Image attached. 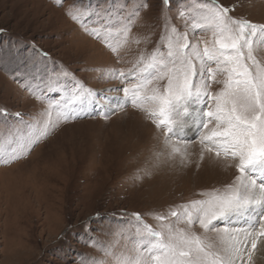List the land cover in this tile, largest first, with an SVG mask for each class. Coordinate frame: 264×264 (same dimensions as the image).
Here are the masks:
<instances>
[{
  "label": "rangeland",
  "instance_id": "obj_1",
  "mask_svg": "<svg viewBox=\"0 0 264 264\" xmlns=\"http://www.w3.org/2000/svg\"><path fill=\"white\" fill-rule=\"evenodd\" d=\"M202 2L170 0L166 7L163 0H61V6L57 0H0V144L15 147L38 135L49 119L44 115L49 100L67 105L68 115L79 113L61 120L23 158L0 163V264H116L114 256L138 255L147 237L137 232L138 224L166 234L176 220L170 210L234 183L238 161L206 152L198 125L192 136L181 137L190 143L175 138L166 143L168 133L145 110L151 106L130 102L140 83L131 73L141 66V57L157 49L167 52L173 28L187 33L190 43L200 42L201 50L204 40L213 39L210 31L192 28ZM218 3L235 6L234 18L264 25V0ZM85 9L82 26L71 13ZM129 20L123 42L121 29ZM93 31L98 35L89 34ZM118 43L113 53L108 44ZM255 56L264 66V48ZM112 69L126 79H110ZM223 79L208 80L210 94L222 88ZM124 88L130 90L127 97ZM166 88L167 78L156 79L140 94ZM206 103L189 111L192 106L207 111ZM57 117L51 110V120ZM173 147L186 153L183 162L180 154L170 156ZM217 224L236 227L229 221ZM192 231L217 241L216 232L199 225ZM252 264L264 263L253 256Z\"/></svg>",
  "mask_w": 264,
  "mask_h": 264
},
{
  "label": "snow or ice",
  "instance_id": "obj_2",
  "mask_svg": "<svg viewBox=\"0 0 264 264\" xmlns=\"http://www.w3.org/2000/svg\"><path fill=\"white\" fill-rule=\"evenodd\" d=\"M61 4V0H57ZM170 5V0H163ZM196 13L198 21L192 24L212 33L211 41L190 43L187 33L175 28L168 37L167 52L157 49L149 57H141L131 75L140 83L132 92L131 104L134 107L150 105L148 111L153 123L166 130V143L175 138L180 143H190L181 139V132L188 123L191 105L210 100L209 109L197 115L201 135L198 137L202 148L214 153L217 158L235 160L239 175L232 185L224 191L213 190L201 193L206 199L193 200L180 206V210H170L175 217L167 232L154 231L149 225H137V232H146L147 237L140 241L136 249L138 255L113 257L116 264H252L260 238L264 237V66L255 56L258 48H264V25H257L244 18H234L230 13L235 6H225L218 0H205L198 3ZM88 10L71 13L72 19L83 23L82 17ZM139 13L134 11L132 16ZM185 15L184 11L180 16ZM131 21L121 29L124 41L127 40ZM90 35H98L90 32ZM138 42V41H137ZM113 53H118L117 45L108 44ZM213 65L215 67L213 68ZM64 75H67L65 73ZM107 75L110 79H126L125 73L112 69ZM217 75L224 76L222 88L213 94L208 91V80ZM167 78V88L157 94L153 90L150 96H141L140 90L153 80ZM88 97H95L91 90H84ZM129 88L123 92L127 97ZM39 98V97H38ZM79 94L72 99L75 103ZM124 101L123 103H127ZM49 117L43 121L38 135L28 137L15 147L0 144V163L8 164L23 158L34 144L47 135L61 122L75 119V115L65 112L67 105H58L48 101ZM123 104L118 105L122 107ZM51 110L58 117L51 120ZM75 111V110H73ZM185 117L180 121L181 117ZM206 117L207 119H203ZM209 125H212L210 128ZM8 143L12 141L9 139ZM180 154L182 162L186 153L173 147L171 155ZM201 160L204 155L201 154ZM138 179L140 177H137ZM259 181V182H258ZM139 214L136 220L140 221ZM163 221L165 216H157ZM243 220L241 227L221 228L218 221ZM184 224V228L176 224ZM199 225L206 233L216 232L217 241L212 242L196 235L192 228ZM105 255H111L105 250Z\"/></svg>",
  "mask_w": 264,
  "mask_h": 264
},
{
  "label": "bare ground",
  "instance_id": "obj_3",
  "mask_svg": "<svg viewBox=\"0 0 264 264\" xmlns=\"http://www.w3.org/2000/svg\"><path fill=\"white\" fill-rule=\"evenodd\" d=\"M193 107V110H190V120H188V123L184 125L183 130L181 132V137H190L192 136L195 131L197 130L198 120L197 115L200 113L197 107ZM191 107V108H192ZM194 118V119H191ZM183 121V120H182ZM157 132V131H155ZM231 224L235 225L236 227H241L244 225L243 220H231L229 221ZM264 238V237H262ZM260 238V243H258L257 251L254 254L255 258H259L264 263V239Z\"/></svg>",
  "mask_w": 264,
  "mask_h": 264
}]
</instances>
